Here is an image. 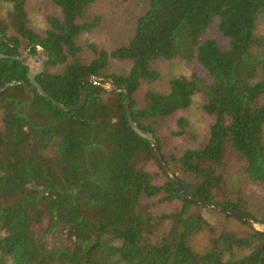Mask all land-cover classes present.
Returning <instances> with one entry per match:
<instances>
[{"label": "trees", "instance_id": "trees-1", "mask_svg": "<svg viewBox=\"0 0 264 264\" xmlns=\"http://www.w3.org/2000/svg\"><path fill=\"white\" fill-rule=\"evenodd\" d=\"M51 1L38 30L28 0H0V264H262L264 231L197 211L126 121L124 91L86 83L85 106L65 112L19 57L43 48L36 79L67 106L85 75L128 87L134 120L189 194L264 223V0H144L111 43L84 38L103 22L90 12L100 0ZM176 59L205 75L159 87L160 63ZM197 95L213 118L204 137L189 117Z\"/></svg>", "mask_w": 264, "mask_h": 264}, {"label": "rangeland", "instance_id": "rangeland-1", "mask_svg": "<svg viewBox=\"0 0 264 264\" xmlns=\"http://www.w3.org/2000/svg\"><path fill=\"white\" fill-rule=\"evenodd\" d=\"M8 9L9 5L7 3H2L3 14L6 13ZM145 9L146 5L144 0H129L127 2H122L120 0H100L92 6L90 12L102 14L104 17L103 22L96 30L86 33L84 38L105 43L109 41L108 39L112 34V31H114L116 28L118 30V33L120 34H123L124 31H126L127 27L125 26V24L128 25V29H131L136 17L140 13L144 12ZM57 12L58 10L51 0H28L29 19L32 25L38 30H43L46 27L45 18L47 14ZM131 31L133 32V29H131ZM220 42L223 47L227 45L226 39H220ZM22 53V57H24L31 70L36 71L41 63V58L43 57L42 54H40V58L38 56H29L27 49H23ZM115 62V65L117 66L118 62ZM159 67L160 69H162L165 75V79L162 83L159 84V87H161L160 85H162L164 82L169 81L174 76H190L194 72L205 75V71L198 63L179 59L163 61L162 63H160ZM201 101L202 99L199 95L195 96L193 106L189 113V117L193 128L198 131V136L204 137L213 118L210 115L204 114L201 108ZM1 126L2 125L0 120V127ZM253 189L258 192H262V189L259 186L254 185ZM197 211L201 212L211 221L215 222L217 225L224 229L241 232L250 227V225H248L247 223H244L233 217V219H227L222 215L223 213L221 214V212H216V210L214 211V209L208 207L199 208L197 209Z\"/></svg>", "mask_w": 264, "mask_h": 264}, {"label": "water", "instance_id": "water-1", "mask_svg": "<svg viewBox=\"0 0 264 264\" xmlns=\"http://www.w3.org/2000/svg\"><path fill=\"white\" fill-rule=\"evenodd\" d=\"M38 48H39L40 53L43 56L41 58V63L39 65V68L36 71H33V70L29 71L28 77H29L31 83L38 89V91L40 92V94L42 96L51 100L61 110L65 111V112H71V111L81 109L87 103L88 92H87V89L85 86L86 83L96 84L98 86L104 87L108 91H124L126 94L125 103H124L126 121L129 123L131 128L136 133H138L140 136H142L145 139H148L151 142L152 153H153V156L155 158L157 165L162 170L163 174L171 182H173L176 185V187L181 192L183 197L187 201H189L193 204H199V205H202L204 207L214 209V210L221 212L225 215H228V216L233 217L235 219H238L244 223H247L248 225H250V227L254 228L255 230L264 231V223L258 222L256 220H254L253 218L246 216V215H243L242 213H240L236 210H233L229 207H226L225 205H223L221 203L211 201L209 199L200 198V197H193L189 194V192L187 191L183 182L177 177V175L169 168V166L165 162V160L161 154V151L159 149L158 142H157L156 138L154 137V135L151 134L150 132L142 129L140 127V125L138 124V122H136L134 120V118L132 116V112H131V107H130V102H131L132 96H131L130 89L128 87L118 84L112 77H108L105 75H99V74H97V75L89 74V75H85L84 77H82L80 79V99L76 104H74L72 106H67V105L61 103L60 101H58L57 99H55L52 95H50L36 79L37 75L43 71L44 60L46 59L43 48L41 46H38ZM28 55L31 56L29 54V50H28ZM9 57H10V55H7V54L0 51V59L9 58ZM19 58H24V57H19ZM261 262H262V264H264V256L261 258Z\"/></svg>", "mask_w": 264, "mask_h": 264}]
</instances>
